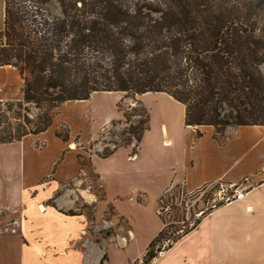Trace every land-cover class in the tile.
<instances>
[{
  "label": "trees",
  "instance_id": "16d2710c",
  "mask_svg": "<svg viewBox=\"0 0 264 264\" xmlns=\"http://www.w3.org/2000/svg\"><path fill=\"white\" fill-rule=\"evenodd\" d=\"M3 14L0 65L15 67L23 77L22 101L13 103L46 110L33 131L2 128L0 142L46 129L52 108L98 90L164 91L184 105L186 125H211L217 138L227 126L264 125V0H3ZM142 108V125L127 131L136 142L134 153L149 127ZM55 134L66 141L68 129ZM168 189L158 196L161 206L173 205ZM157 212L163 226L140 264L200 220L171 236L172 224Z\"/></svg>",
  "mask_w": 264,
  "mask_h": 264
},
{
  "label": "crops",
  "instance_id": "0c3cea01",
  "mask_svg": "<svg viewBox=\"0 0 264 264\" xmlns=\"http://www.w3.org/2000/svg\"><path fill=\"white\" fill-rule=\"evenodd\" d=\"M22 85L23 77L15 67L0 65V108L6 102L22 101ZM137 97L140 102L148 100L150 111V104L157 103L166 119L159 123L157 134L149 127L144 130L141 146L132 157L140 158L143 143L153 139L156 147L182 141V160L175 161L182 177L175 178L172 173L174 180H165L160 192L172 182L187 191L224 182L240 193L213 206L147 264H264V125L227 126L217 138L211 125H186L184 105L168 93L148 91ZM83 100L61 103L46 129L0 142V264H104L109 260L103 253V260L102 254L90 262L81 252L78 246L86 238L79 239L88 236V223L80 224L76 216L80 211L62 210L63 193L56 195L62 182L84 167L80 158L90 143L74 119L62 118L59 113L69 103ZM60 124L68 129L66 141L55 134ZM108 125L106 122L103 127ZM197 129L200 136H196ZM94 146L97 152L101 149L97 142ZM50 196H55L53 203H48ZM162 226L159 218L157 227L148 232L136 227L130 217L128 231L118 237V245L132 251L139 231L146 236L124 264H140L149 241Z\"/></svg>",
  "mask_w": 264,
  "mask_h": 264
},
{
  "label": "rangeland",
  "instance_id": "374dc122",
  "mask_svg": "<svg viewBox=\"0 0 264 264\" xmlns=\"http://www.w3.org/2000/svg\"><path fill=\"white\" fill-rule=\"evenodd\" d=\"M3 19V0H0V30L3 28ZM259 68L264 77V64ZM137 96L98 90L86 100L69 103L59 113L62 118L74 119L80 134L90 142L84 147L85 152L80 158L84 167L74 177L64 180L56 194L63 193L60 199L64 200L62 210L69 213L80 211L76 215L80 224L84 226L88 223V228H85L88 236L80 237L79 242L86 239L78 247L89 257L90 262L99 260L103 253H107L109 260L104 261V264H124L128 254L139 250L146 236L142 230H138L132 251L123 249L117 242L118 237L128 231L130 217L136 227L139 225V229L144 227L150 232L158 225L157 211H160L166 225L172 224L167 228V235L172 236L188 228L216 203L239 193L234 186L224 182H216L195 191H187L182 186L174 187L172 182V185L167 186V197H173V205L169 201L163 206L159 205L158 196L163 182L172 180V173L176 175L175 178L182 177L181 168L177 165L183 157L182 141L175 146L159 143L156 147L157 142L153 139V146L151 142L143 143L140 158L132 157L137 152L134 153L136 142L127 131L129 126L142 125L145 119L142 106L149 115L148 125L154 135L157 134L159 123L166 119L157 103L150 104V111L148 100L143 102L141 99L140 102ZM0 110V130L8 128L12 133H17L35 130L38 115L46 109L38 108L33 103L19 106L6 102ZM55 111L56 108H52L50 113L54 115ZM106 122L109 125L104 128ZM58 129L64 132L67 127L60 124ZM127 137H130L131 142L123 144L122 140ZM96 142L101 145L98 152L94 146ZM141 143L140 140L139 147ZM114 147L110 154L103 156L104 150ZM55 196H50L48 203H53ZM167 242L169 239L166 238L159 243L165 245Z\"/></svg>",
  "mask_w": 264,
  "mask_h": 264
},
{
  "label": "bare ground",
  "instance_id": "6f19581e",
  "mask_svg": "<svg viewBox=\"0 0 264 264\" xmlns=\"http://www.w3.org/2000/svg\"><path fill=\"white\" fill-rule=\"evenodd\" d=\"M39 208H40V209H43L44 207H43V205H39Z\"/></svg>",
  "mask_w": 264,
  "mask_h": 264
},
{
  "label": "built area",
  "instance_id": "2783aa9c",
  "mask_svg": "<svg viewBox=\"0 0 264 264\" xmlns=\"http://www.w3.org/2000/svg\"><path fill=\"white\" fill-rule=\"evenodd\" d=\"M237 195H240V193H238ZM237 195H236V196H237Z\"/></svg>",
  "mask_w": 264,
  "mask_h": 264
}]
</instances>
